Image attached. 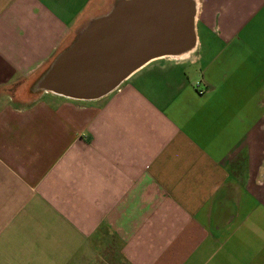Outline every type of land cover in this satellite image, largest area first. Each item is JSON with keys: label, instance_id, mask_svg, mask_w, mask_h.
<instances>
[{"label": "crops", "instance_id": "1", "mask_svg": "<svg viewBox=\"0 0 264 264\" xmlns=\"http://www.w3.org/2000/svg\"><path fill=\"white\" fill-rule=\"evenodd\" d=\"M119 0H0V264H264V0L96 101L37 89Z\"/></svg>", "mask_w": 264, "mask_h": 264}, {"label": "water", "instance_id": "2", "mask_svg": "<svg viewBox=\"0 0 264 264\" xmlns=\"http://www.w3.org/2000/svg\"><path fill=\"white\" fill-rule=\"evenodd\" d=\"M196 17L194 0H119L55 59L37 89L76 101L104 98L148 63L191 52Z\"/></svg>", "mask_w": 264, "mask_h": 264}, {"label": "bare ground", "instance_id": "3", "mask_svg": "<svg viewBox=\"0 0 264 264\" xmlns=\"http://www.w3.org/2000/svg\"><path fill=\"white\" fill-rule=\"evenodd\" d=\"M194 1H195L197 12H198L199 2H198V0H194ZM187 55H188V53L186 55H184V56H187ZM184 56H182V57H184Z\"/></svg>", "mask_w": 264, "mask_h": 264}, {"label": "rangeland", "instance_id": "4", "mask_svg": "<svg viewBox=\"0 0 264 264\" xmlns=\"http://www.w3.org/2000/svg\"><path fill=\"white\" fill-rule=\"evenodd\" d=\"M198 2L200 3V2H201V0H198Z\"/></svg>", "mask_w": 264, "mask_h": 264}]
</instances>
